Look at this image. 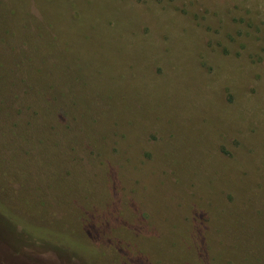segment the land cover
I'll use <instances>...</instances> for the list:
<instances>
[{"label":"rangeland","instance_id":"1","mask_svg":"<svg viewBox=\"0 0 264 264\" xmlns=\"http://www.w3.org/2000/svg\"><path fill=\"white\" fill-rule=\"evenodd\" d=\"M15 234L264 264V0H0V264H32Z\"/></svg>","mask_w":264,"mask_h":264},{"label":"trees","instance_id":"2","mask_svg":"<svg viewBox=\"0 0 264 264\" xmlns=\"http://www.w3.org/2000/svg\"><path fill=\"white\" fill-rule=\"evenodd\" d=\"M14 238L16 239V241L20 242L21 244V248H22V244H26V245H29L30 248H28L29 250V253H25L27 255H21L20 256H16V258H13L14 261H16L17 259H19V257H23L26 259V262H30L32 264H36L35 263V260L37 261V264H48V263H43V257H51L52 259H54L55 261H53V264H77L76 260L73 258H66L65 259V256L59 254V253H56L54 251H52L50 249V247H45L42 242H32V241H27L26 238L24 237H21V235H18V234H15L13 235ZM9 252V251H8ZM39 252V256L40 257H37L35 254H38ZM10 257H12L10 255ZM42 260V261H40Z\"/></svg>","mask_w":264,"mask_h":264}]
</instances>
